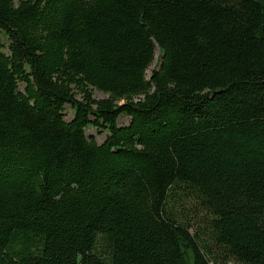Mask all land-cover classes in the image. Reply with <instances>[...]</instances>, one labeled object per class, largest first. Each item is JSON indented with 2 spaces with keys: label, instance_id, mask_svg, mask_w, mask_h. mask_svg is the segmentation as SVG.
<instances>
[{
  "label": "trees",
  "instance_id": "16d2710c",
  "mask_svg": "<svg viewBox=\"0 0 264 264\" xmlns=\"http://www.w3.org/2000/svg\"><path fill=\"white\" fill-rule=\"evenodd\" d=\"M232 261L264 264V0H0V264Z\"/></svg>",
  "mask_w": 264,
  "mask_h": 264
},
{
  "label": "rangeland",
  "instance_id": "374dc122",
  "mask_svg": "<svg viewBox=\"0 0 264 264\" xmlns=\"http://www.w3.org/2000/svg\"><path fill=\"white\" fill-rule=\"evenodd\" d=\"M158 54H159V52H158ZM157 58H158V56L156 57L155 61L153 62V64L148 69V75H150L152 70L155 68V66L157 64ZM94 93H95V97H97V98H102V97L107 96L105 93H103V92H101L99 90H95ZM66 113H67V119H70L72 117V110L69 107H67ZM129 120H130V118L128 116L123 115V116L120 117L119 122H120V124H126V123L129 122ZM87 134L88 135H94L98 139L99 142H102L105 139L106 135H107L106 132H101V131H99L98 129H96L94 127L88 128L87 129ZM181 211L183 212L184 216L186 218H188V220L189 219L190 220H198V221L202 220V217H203L202 216L203 215L202 211L199 209V207H197L193 203L184 204L182 209H181ZM97 249H98L99 253H102L104 255L107 254L108 246H106L105 239L103 237H101V236H99V238H98V247H97ZM215 250H218V249H215ZM229 264H235V263L232 261Z\"/></svg>",
  "mask_w": 264,
  "mask_h": 264
}]
</instances>
